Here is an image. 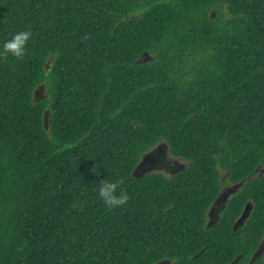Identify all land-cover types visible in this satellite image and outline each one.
I'll return each instance as SVG.
<instances>
[{
    "label": "trees",
    "instance_id": "16d2710c",
    "mask_svg": "<svg viewBox=\"0 0 264 264\" xmlns=\"http://www.w3.org/2000/svg\"><path fill=\"white\" fill-rule=\"evenodd\" d=\"M21 30L26 56L0 58V264H264V0H0V47ZM161 142L187 166L136 176Z\"/></svg>",
    "mask_w": 264,
    "mask_h": 264
},
{
    "label": "water",
    "instance_id": "95a60500",
    "mask_svg": "<svg viewBox=\"0 0 264 264\" xmlns=\"http://www.w3.org/2000/svg\"><path fill=\"white\" fill-rule=\"evenodd\" d=\"M146 55V54H145ZM169 145L166 142H161L157 146H155L153 149L148 151L134 170V174L136 176H141L144 173L152 172V171H166L170 174H176L177 172L183 170L185 166L180 163L174 162L176 164L177 169H173L171 167V163L173 162L169 158ZM147 160L151 161L149 165L141 170V166L143 163H145ZM177 170V171H176ZM244 181L234 184L231 187H229L226 191L221 192L218 198L216 199L214 205L216 204L217 207L213 205L211 210L209 211V217L212 218L210 222L212 221L215 223L221 216V213L226 207V204L230 198V196L234 193H236ZM252 202H248L244 208L243 213L241 216L237 219L234 225V230L239 229L240 227L244 226L248 218L250 217L251 211H252ZM210 225V224H209ZM258 251V250H257ZM256 251V252H257ZM238 258L236 259V261ZM162 262V261H160ZM158 262L157 264H160Z\"/></svg>",
    "mask_w": 264,
    "mask_h": 264
},
{
    "label": "clouds",
    "instance_id": "9594fccd",
    "mask_svg": "<svg viewBox=\"0 0 264 264\" xmlns=\"http://www.w3.org/2000/svg\"><path fill=\"white\" fill-rule=\"evenodd\" d=\"M32 36L31 30H21L11 34L9 38L3 41L2 47H0V58L11 56L22 60L27 54V46ZM92 171L99 174L97 169L93 168ZM117 175L119 178L115 180L106 177L99 180L97 196L109 210L121 208L130 199L127 191L121 188V185L125 183V177L119 175V173Z\"/></svg>",
    "mask_w": 264,
    "mask_h": 264
},
{
    "label": "rangeland",
    "instance_id": "374dc122",
    "mask_svg": "<svg viewBox=\"0 0 264 264\" xmlns=\"http://www.w3.org/2000/svg\"><path fill=\"white\" fill-rule=\"evenodd\" d=\"M145 60H148V55H146L145 57H143V58L141 59V61H145ZM39 92H40L41 95H42V94L45 95V89L42 88V89H40ZM169 158H170L173 162L183 164L185 167L187 166V161L184 160V159H182V158H177V157H173V156H170V155H169ZM177 170H178V169H177ZM177 170H176V171H177ZM257 171H258V174H263V173H264V166L259 167V169H258ZM163 172H166V171H163ZM167 173H169V172H167ZM231 186H232V185H230V184L224 186L222 192L226 191V190H227L229 187H231ZM214 206L217 207L216 204H215ZM212 207H213V206H212ZM210 220H212V218L209 217V224H212L213 222H212V221L210 222ZM263 255H264V239H263V241H262V243H261V245H260L258 251L254 254V256H253L252 259L255 260L256 258H259V257H261V256H263Z\"/></svg>",
    "mask_w": 264,
    "mask_h": 264
},
{
    "label": "flooded vegetation",
    "instance_id": "af4514ba",
    "mask_svg": "<svg viewBox=\"0 0 264 264\" xmlns=\"http://www.w3.org/2000/svg\"><path fill=\"white\" fill-rule=\"evenodd\" d=\"M150 162H151V161L147 160L145 163H143L142 166H141V170L144 169V168H146V167L149 165ZM176 166H177V165L174 164V162L171 163L172 170H173V169H177ZM260 245H261V244H260ZM259 247H260V246H259ZM258 249H259V248H258ZM160 264H172V261H170V260H163L162 262H160Z\"/></svg>",
    "mask_w": 264,
    "mask_h": 264
}]
</instances>
